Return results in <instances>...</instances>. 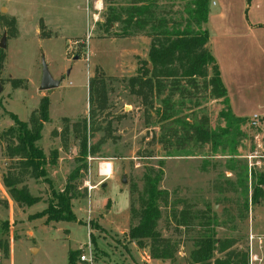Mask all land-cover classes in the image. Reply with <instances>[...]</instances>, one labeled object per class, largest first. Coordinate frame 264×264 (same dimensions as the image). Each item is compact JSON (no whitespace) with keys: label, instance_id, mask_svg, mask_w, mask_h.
<instances>
[{"label":"rangeland","instance_id":"rangeland-1","mask_svg":"<svg viewBox=\"0 0 264 264\" xmlns=\"http://www.w3.org/2000/svg\"><path fill=\"white\" fill-rule=\"evenodd\" d=\"M118 1L120 6L126 2ZM112 4L111 0H0V39L3 33L6 37V46L0 48L4 55L0 134L13 124L10 113L26 122L40 99L47 97L50 120L38 145L47 157L56 155L54 164L47 166V181L23 178L38 202L18 205L2 182L13 161L1 142L0 264H188L195 241L207 235L216 239L214 257L229 251L244 253L248 264L252 253L258 259L254 264H264V183L259 185V201L251 202L253 183L264 174V122L253 126L247 120L235 127L233 157L220 149L211 152L208 145L177 144L175 138L162 141L155 115L160 99H153V107L145 106L127 84L143 61L136 54L148 50L136 38L143 35L103 38L98 29ZM76 55L78 59L73 58ZM42 63L59 80L58 86L46 91L39 90ZM91 81L98 91L90 107ZM185 89L189 93L173 98L174 112L188 118L194 113L206 115L212 129L223 128L218 116L224 108L221 102L203 89ZM98 94H105L103 105ZM84 119L87 147L93 152L82 157ZM225 150H231L229 143ZM110 163V177L89 190L104 178L98 174L100 164L101 172L109 174ZM149 169L162 173L158 187L165 200L159 202L156 230L173 249L165 261L149 258L147 247L138 248L139 254L127 236L129 226L137 222L130 209L139 206L142 175ZM71 175L76 221L48 222L42 212L53 191L62 190ZM88 249L92 262L80 261ZM71 250L73 263L68 260Z\"/></svg>","mask_w":264,"mask_h":264},{"label":"trees","instance_id":"trees-1","mask_svg":"<svg viewBox=\"0 0 264 264\" xmlns=\"http://www.w3.org/2000/svg\"><path fill=\"white\" fill-rule=\"evenodd\" d=\"M111 1L113 4L107 7L104 20L98 25L101 37L131 38L141 34L149 38L147 60L140 61L136 74L128 78L127 84L130 92L139 97L145 106L153 107V99H160L155 115L161 127L162 141L170 143L175 138L177 144L208 145L211 152L220 149L222 153L227 152V156H236L232 147L236 136L234 130L246 123L247 119L232 113L226 87L210 48L207 26L209 0H177L178 3L166 0H125L121 6L118 0ZM249 2L246 0L247 4ZM176 5L179 7L174 8ZM3 60L4 55L0 53V69ZM93 84L89 82L90 107L94 93L98 91L93 88ZM185 87L195 91L203 89L212 99L221 102L224 108L218 112V116L224 122L223 128L212 129L206 115L198 117L194 113L188 118L174 112L176 103L173 98L189 93ZM100 89L104 91V86ZM99 96L103 105L105 94ZM48 109L49 100L42 97L28 121H21L10 113L13 124L0 134V144L2 141L5 143L6 157L13 161V165L2 175V182L10 198L18 205L31 206L38 202L37 197L32 196L23 184V178L28 176L47 181V166L56 160L55 154L51 158L47 157L38 145L43 126L50 120ZM82 123L80 155L85 157L93 152V147H87L86 120ZM227 143L230 144L229 152L225 150ZM161 174L152 169L143 173V188L138 194L139 206L130 209L131 217L137 222L129 226L127 236L138 248L147 247L149 258L165 261L172 257L173 249L170 240L156 230L160 217L159 202L165 200L164 191L158 187ZM244 174L246 178V173H241L242 179ZM72 176L67 179L62 190L53 191L52 199L42 212L48 222L76 221L71 209V201L74 199ZM262 183L263 173L253 183L251 202L254 204L262 195L259 188ZM215 245L216 239L212 236L198 238L189 254L188 264H246L244 253L229 251L223 257H214ZM219 250L224 251L223 247ZM74 252L69 251L70 263H73Z\"/></svg>","mask_w":264,"mask_h":264},{"label":"crops","instance_id":"crops-1","mask_svg":"<svg viewBox=\"0 0 264 264\" xmlns=\"http://www.w3.org/2000/svg\"><path fill=\"white\" fill-rule=\"evenodd\" d=\"M216 1L209 0L210 48L226 87L232 113L247 120L257 114L259 121L264 122V0H250L249 4L246 0ZM136 38H141L148 48L149 38ZM136 56L145 60L147 52ZM110 165L107 177L98 180L95 174L98 181L93 188L113 173L112 163ZM130 242L138 251L136 244Z\"/></svg>","mask_w":264,"mask_h":264},{"label":"water","instance_id":"water-1","mask_svg":"<svg viewBox=\"0 0 264 264\" xmlns=\"http://www.w3.org/2000/svg\"><path fill=\"white\" fill-rule=\"evenodd\" d=\"M5 38H6L5 33H3L0 39V48H4L6 46ZM73 58L78 59V56L76 55ZM148 67H150V65H148ZM58 84H59V80L53 79L48 72L46 64L42 63V75H41L39 90L46 91V90H49L51 88L58 86ZM1 91H2V85L0 83V93Z\"/></svg>","mask_w":264,"mask_h":264},{"label":"built area","instance_id":"built-area-1","mask_svg":"<svg viewBox=\"0 0 264 264\" xmlns=\"http://www.w3.org/2000/svg\"><path fill=\"white\" fill-rule=\"evenodd\" d=\"M85 57H86V60H88V56L86 55ZM258 121H259V116L257 114L252 115V117L249 119L250 125H253V126L256 125L258 123ZM102 164H100V166L98 167V174L104 176V178H105L108 176V174L101 172V165ZM88 188H89V190H91L93 188V186L90 185V186H88ZM258 239L260 240V238H258ZM87 251H88L87 253L81 254L79 256V260L82 262L91 263L92 262V254H91L92 252L90 249H88ZM256 261H258L257 256L251 253V255L249 257V263L248 264H254Z\"/></svg>","mask_w":264,"mask_h":264}]
</instances>
